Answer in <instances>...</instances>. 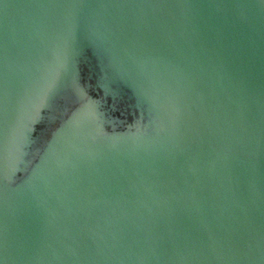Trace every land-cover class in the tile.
Listing matches in <instances>:
<instances>
[{"label":"water","instance_id":"1","mask_svg":"<svg viewBox=\"0 0 264 264\" xmlns=\"http://www.w3.org/2000/svg\"><path fill=\"white\" fill-rule=\"evenodd\" d=\"M0 264H264V0H0Z\"/></svg>","mask_w":264,"mask_h":264}]
</instances>
